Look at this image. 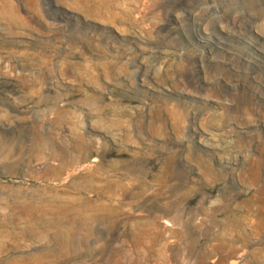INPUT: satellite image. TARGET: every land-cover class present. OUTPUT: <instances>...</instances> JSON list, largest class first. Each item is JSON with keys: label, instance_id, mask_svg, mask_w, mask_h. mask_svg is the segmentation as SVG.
<instances>
[{"label": "rangeland", "instance_id": "374dc122", "mask_svg": "<svg viewBox=\"0 0 264 264\" xmlns=\"http://www.w3.org/2000/svg\"><path fill=\"white\" fill-rule=\"evenodd\" d=\"M0 264H264V0H0Z\"/></svg>", "mask_w": 264, "mask_h": 264}, {"label": "bare ground", "instance_id": "6f19581e", "mask_svg": "<svg viewBox=\"0 0 264 264\" xmlns=\"http://www.w3.org/2000/svg\"><path fill=\"white\" fill-rule=\"evenodd\" d=\"M16 207V206H15Z\"/></svg>", "mask_w": 264, "mask_h": 264}]
</instances>
